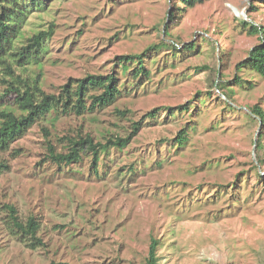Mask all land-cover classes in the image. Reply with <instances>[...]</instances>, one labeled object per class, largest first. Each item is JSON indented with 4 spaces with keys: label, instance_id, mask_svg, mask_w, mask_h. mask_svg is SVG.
Segmentation results:
<instances>
[{
    "label": "rangeland",
    "instance_id": "obj_1",
    "mask_svg": "<svg viewBox=\"0 0 264 264\" xmlns=\"http://www.w3.org/2000/svg\"><path fill=\"white\" fill-rule=\"evenodd\" d=\"M28 6L15 45L53 28L39 62L26 65L45 91L117 72L123 92L83 115L47 114L0 152L11 164L0 176V264H148L152 238L160 264H264V161L257 158L264 148L257 149L262 125L251 111L264 108V77L239 67L261 41L244 20L264 27V0H209L183 10L173 0ZM170 11L178 16L167 35ZM154 43L161 47L145 56L150 74L136 64L122 74L120 55ZM2 75L0 109L16 108L15 94L2 97ZM139 120L141 130L103 156L108 166L98 175L90 156L53 162L41 131L48 127L57 151L67 152L66 137H126ZM183 128L188 140L180 145ZM12 204L24 222L37 219L40 241L12 226Z\"/></svg>",
    "mask_w": 264,
    "mask_h": 264
},
{
    "label": "trees",
    "instance_id": "obj_2",
    "mask_svg": "<svg viewBox=\"0 0 264 264\" xmlns=\"http://www.w3.org/2000/svg\"><path fill=\"white\" fill-rule=\"evenodd\" d=\"M175 3H182L184 6H178V10L192 8L198 4L209 0H173ZM28 2L35 6H41L43 0H0V72H2V81L7 85L5 93L7 95H16V108L0 109V152L9 150L11 143L24 137L31 128L47 114H54L59 117L61 113L68 112L76 115H83L87 112H93L97 109L105 108L114 104L123 92L117 72L113 74L89 73L74 82L69 80L61 86L59 93H49L39 84L40 78H34L26 68L27 64L39 62L41 55L45 51V41L52 35L53 28L40 31L29 38L28 43L16 46V40L21 35L23 25L29 16L30 8ZM178 16V12L170 11L166 22L165 31L168 35L170 30L169 23L173 22ZM245 25L250 24V31L261 34V41L252 48L248 57L239 63V67L248 66L257 71L264 77V27L256 25L248 20H244ZM161 45L154 43L149 45L140 53L122 54L118 58L122 64V74L126 73L132 64L136 67H142L143 71L150 74L145 67V56L151 51L160 48ZM188 50L195 51L196 44L187 45ZM25 67V68H22ZM241 82V79H236ZM220 81V80H219ZM219 85V84H218ZM227 95V93H225ZM182 108L188 105L183 104ZM254 115L259 117L261 129L258 132L256 140L257 149L264 148L262 137L264 135V108L260 104L251 107ZM157 111L153 110L148 117H155ZM143 120L133 123V130L126 137L110 136L104 142L95 140L91 135L66 137L68 139V151L58 152L52 140L50 139V130L43 126L41 131L46 140L49 149L50 159L59 166L79 163L86 156L91 157V168L95 174H99L100 168L108 165L103 162L104 155L112 149H125L132 139L143 127ZM187 128L179 131L175 138L178 144H184L188 140ZM259 161L260 155H257ZM103 162V163H102ZM102 164V165H101ZM11 169L10 160L0 154V176ZM105 174V173H104ZM9 216L12 226L19 233L28 235L31 238L40 239L37 236L38 222L34 216H31L24 222L15 205H8ZM160 242L152 238L150 244L148 264H160L158 256V246ZM50 264H59L51 262Z\"/></svg>",
    "mask_w": 264,
    "mask_h": 264
},
{
    "label": "built area",
    "instance_id": "obj_3",
    "mask_svg": "<svg viewBox=\"0 0 264 264\" xmlns=\"http://www.w3.org/2000/svg\"><path fill=\"white\" fill-rule=\"evenodd\" d=\"M244 13V12H243ZM245 14V16H247V14L246 13H244Z\"/></svg>",
    "mask_w": 264,
    "mask_h": 264
}]
</instances>
